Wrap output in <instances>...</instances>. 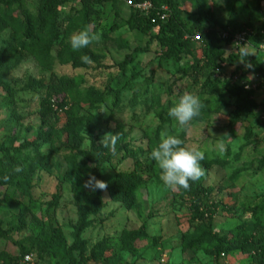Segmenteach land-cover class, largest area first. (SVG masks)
<instances>
[{
    "label": "rangeland",
    "instance_id": "obj_1",
    "mask_svg": "<svg viewBox=\"0 0 264 264\" xmlns=\"http://www.w3.org/2000/svg\"><path fill=\"white\" fill-rule=\"evenodd\" d=\"M82 1H64L59 8L61 15L80 11ZM180 1V17L187 28L199 13L230 30L249 25L252 32L264 25V0ZM123 5L124 0H119L115 6L104 3L97 8L100 19L94 27L100 29L99 34L102 28L129 18ZM15 7L19 12L36 15L39 2L15 0ZM211 26L210 22L205 24ZM155 35L156 30L147 36L124 26L110 35L112 39L90 46L97 60L86 67L75 69L55 62L46 69L31 56L22 55L19 67L6 77L14 102L11 104L10 95L0 90V165H4L5 155L12 157L15 152L29 154L32 161L23 162L21 167L22 162L15 160L14 168L4 166L0 170V264L19 256L21 249L35 251L37 246L30 239L49 243L54 230L61 233L67 250L79 248L77 239L83 247L59 258L41 252L46 264H253L248 249L237 245L216 256L211 244L194 251L186 243L199 225H205L212 237H225L248 224L254 229L253 238L264 239V213L251 212L264 198V167L259 165L264 156L263 78L238 62L239 53L231 44L223 45L224 57L236 56L235 61L222 64L213 75L203 65L194 74L192 66L201 59L200 43L192 42L191 55L182 54L176 64L164 58L166 49L153 40ZM8 36L9 31L0 35V48ZM245 47L248 58L253 57L264 73V56L249 43ZM129 56L133 63L122 71L119 66ZM237 69L240 72L231 77ZM77 77L83 79L81 97H67L62 111L42 120L39 104L46 92H52L51 87L61 78ZM206 79L216 81V86L205 85ZM227 83L246 91L258 107L256 111L236 116L234 96L225 90ZM107 84L114 90L113 107L98 102L94 104L96 109L90 108L83 98L90 89L101 92ZM184 92L198 96L203 108L188 125L180 126L167 113ZM219 105L224 108L216 111ZM69 110L85 119H100L96 127L84 121V127L76 132L78 146L74 150L66 133H60V142L48 137L50 129L64 128ZM232 118L236 120L233 125ZM117 125L123 127L120 141L125 148L142 153L131 158H123L122 154L104 156L91 166L107 185L118 172L136 173L143 179L130 210L112 201L105 190L97 194L83 187L78 173L70 171V161L62 156L70 151L76 155L89 152L93 145L101 144L106 134H113ZM165 133L178 136L184 146L204 153L200 163L205 174L197 184L205 193L198 201L179 196L159 179L160 169L149 154L157 144L155 137L159 141ZM55 148L62 154L52 152ZM41 157L47 159L46 163H39ZM83 161L84 157L78 156V172ZM82 216L90 226L81 231L78 222ZM141 228L145 229V238L134 243L133 251L127 250L129 233ZM98 246L104 250L101 256L95 251Z\"/></svg>",
    "mask_w": 264,
    "mask_h": 264
},
{
    "label": "trees",
    "instance_id": "obj_2",
    "mask_svg": "<svg viewBox=\"0 0 264 264\" xmlns=\"http://www.w3.org/2000/svg\"><path fill=\"white\" fill-rule=\"evenodd\" d=\"M66 0H38L39 7L37 9V14L32 15L25 12H19L15 7V0H0V35L6 31H9V36L5 43L1 46L0 50V90L6 92L10 95L9 100L12 104L13 95L9 86L5 83L6 77L15 71L21 62L22 55L31 56L34 61L40 65L42 68L49 69L51 66L58 62L62 65L70 64L75 69H80L86 67L88 64L81 62L80 57L82 55H87L95 63L97 58L94 53L90 50V46L82 48L79 51H73L68 43L70 35L73 33L79 32L87 28L90 33H99L100 29L94 27L96 20L100 19V12L97 8L101 7L104 3H110L111 6L119 0H83L82 8L80 11H76L73 15L63 16L61 15L59 8L62 6L63 2ZM133 3H142L150 2L156 9L161 7H167L169 11L168 19L165 22H160L157 19L154 23L151 22V17L154 18V14L151 17H146L140 12L134 10L131 7L126 6V0H124V8L129 12V18L121 24L114 23L111 28H102L100 35L101 40H110L111 34L121 27H128L130 30H134L138 33L151 36L152 31L156 30V35L153 40L157 41L158 44L164 46L166 52L164 53L165 59H172L178 64L181 61L182 54L191 55V43L197 41L201 45V59L195 61L192 70L194 74H197L198 70L201 69V65L205 69L210 71V74L213 75L215 71H219L221 65L224 63H232L236 60V56H228L225 58L224 46L229 45V41H221L220 34L227 33L229 36L234 35L238 32H243L249 30L251 32V27L249 25L236 26L233 29H229L227 26H222L219 23L215 22L213 19H209L206 14L199 13L197 19L192 23V25L187 28L182 22L180 17V0H129ZM118 16V14L116 13ZM210 22L212 26L210 28L205 27V24ZM92 27V29H90ZM94 28V29H93ZM197 38V40H196ZM248 42L252 48L257 51L258 46L264 44V25L261 29H257L251 32V35L248 36ZM133 63V57L129 56L126 58L119 68L122 71H125L128 65ZM244 64H251L252 69L256 71L263 78L264 85V73L259 69L255 63V59L246 57ZM91 64V63H90ZM240 70L237 69L234 73L231 74V77H234L239 73ZM210 80V79H209ZM206 79L205 85H211L213 88L216 86V81L209 82ZM83 83L82 77H77L74 79L61 78L58 80L56 86H52V92H46L45 98L41 99L39 107V115L42 120H45L49 116H54L58 114L59 111H62L65 108L67 97L74 100L73 97H81L79 88ZM204 85V86H205ZM226 92L234 96V112L236 116L241 115H251L258 108L252 101H250V95L241 89L238 86H232L229 83L226 85ZM114 90L107 84L104 89L99 92L94 89H90V94L86 97H82L84 102L89 103V107L96 109L94 107L95 103H101L108 107L109 109L113 107L112 97ZM224 106H217L216 111L223 109ZM112 112V111H111ZM113 113V112H112ZM112 113L109 116V120L112 118ZM66 122L64 128L60 130L50 129L48 135L49 138H52L54 141L60 142V133L64 132L67 134L68 144L73 145L74 148H77V135L76 132L81 130L84 127V121L91 123L93 127H96L100 122V119L89 118L85 119L76 115L72 110H69L65 113ZM232 125L236 123L235 119H231ZM119 134V137H124L123 127L120 125L115 126L114 133ZM46 137V138H48ZM119 140L116 143L115 150L111 148H105L100 145H93L91 150L87 153L74 154L69 152L63 154L69 162L70 171L77 172L81 180L85 183L88 179L89 174L95 176L99 180L98 172L95 168L97 159L104 156H112L113 154H122L123 158H131L137 154L142 153L141 150L132 149L128 151L125 148V144ZM158 143L157 137L154 139ZM34 148L38 150L39 148L34 145ZM7 151V150H5ZM57 155L62 154L60 149H52ZM6 154V153H5ZM4 165H0V170H4V166L15 167L14 162L17 160L22 167L23 162L30 160L32 157L27 154L23 156L19 152H15V156L8 157ZM38 153H37V155ZM78 156H83L85 161H83L78 169L75 170V163L78 159ZM39 163H46V158H40ZM34 161V160H33ZM94 164L93 167L91 164ZM259 165L264 167V156L259 160ZM204 169V167L201 165ZM76 173V174H77ZM198 182L195 181L187 190H179V196L188 197L198 201L200 195L205 193V190L198 186ZM144 184L143 179L136 173H125L118 172L115 175L114 180L107 185L106 192L109 198L114 202L121 203L126 209H132L135 205L134 203V194L136 189ZM101 190L97 189L94 192L97 194ZM99 199V198H98ZM100 205V204H99ZM257 207V209H255ZM251 212L256 213L257 211L264 213V198L260 205H257ZM95 211L94 213H96ZM257 215V214H256ZM90 226L86 222V217H80L78 222V227L81 228V231ZM264 228V225H262ZM18 231V230H17ZM233 234L227 235L225 237L211 236L209 230L205 225H199L194 231V235L187 241L186 247L189 250H200L207 247L209 244L213 245L215 250V255L219 256L222 253L226 252V248L237 245L241 248L248 249L247 255L253 261V264H264V239L262 237L253 238L252 233L254 229L252 225L243 224L237 227ZM145 229L141 228L137 231H132L129 233L128 238L125 240L126 249L133 251V245L136 241L143 240L145 238ZM4 236V235H2ZM31 243L36 245L37 248L35 251L32 250H23L21 249V254L17 257H10L6 260V264H18L23 256L25 255H34L40 264H46L42 259L41 252H47L52 255L53 258H59L65 253L72 255L73 251H79L83 247V243L78 239L76 244L79 248L76 249H66L65 240L62 237L59 231H52L49 235V243H41L40 241L29 240ZM21 246V245H19ZM98 252L99 256L103 254V249H99V246L95 250ZM244 252V249H242Z\"/></svg>",
    "mask_w": 264,
    "mask_h": 264
},
{
    "label": "clouds",
    "instance_id": "obj_3",
    "mask_svg": "<svg viewBox=\"0 0 264 264\" xmlns=\"http://www.w3.org/2000/svg\"><path fill=\"white\" fill-rule=\"evenodd\" d=\"M101 35L99 33H90L85 28L79 32L70 35L68 43L73 51H79L92 44H99ZM236 51L239 53L238 62H245L246 57L250 54L246 49V45L241 46L236 42ZM232 50H228L231 52ZM80 60L84 64H90L93 61L87 55H82ZM251 68L252 65L245 64ZM203 104L200 98L188 92H184L179 96L177 102L168 109V116L180 126H186L195 117L201 113ZM119 134H106L101 141L105 148L115 150L116 143L119 140ZM149 158L153 160L160 169V181L171 190L179 191L190 188L189 181H197L205 174V170L201 167V161L204 160V153L196 147L184 146V141L176 135L163 134L159 142L153 147L149 154ZM83 187L90 190H106L107 183L98 180L95 176L89 174Z\"/></svg>",
    "mask_w": 264,
    "mask_h": 264
},
{
    "label": "built area",
    "instance_id": "obj_4",
    "mask_svg": "<svg viewBox=\"0 0 264 264\" xmlns=\"http://www.w3.org/2000/svg\"><path fill=\"white\" fill-rule=\"evenodd\" d=\"M125 3L127 7L133 8L134 10L140 12L146 17H151L154 14L153 16L154 18L151 17L152 23H154L156 19L160 22H165L168 19L169 11L168 8L165 6L161 7L158 10L150 2L133 3L129 0H126ZM249 35H251V32L249 30H246L243 32L235 33L232 36H229L227 33H221L220 38L222 43L229 41L231 45L236 47L235 45L237 41L240 43L241 46L248 45ZM257 52L260 55L264 56V44L258 46ZM18 264H40V263L38 262L37 258L34 255H25Z\"/></svg>",
    "mask_w": 264,
    "mask_h": 264
}]
</instances>
